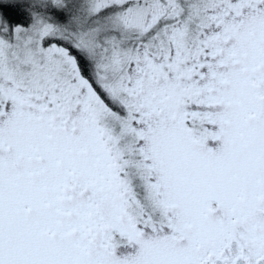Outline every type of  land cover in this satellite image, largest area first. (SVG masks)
<instances>
[{
	"label": "snow or ice",
	"instance_id": "6c2138e0",
	"mask_svg": "<svg viewBox=\"0 0 264 264\" xmlns=\"http://www.w3.org/2000/svg\"><path fill=\"white\" fill-rule=\"evenodd\" d=\"M0 264H264V0H0Z\"/></svg>",
	"mask_w": 264,
	"mask_h": 264
}]
</instances>
